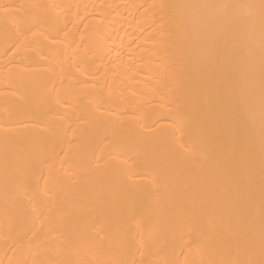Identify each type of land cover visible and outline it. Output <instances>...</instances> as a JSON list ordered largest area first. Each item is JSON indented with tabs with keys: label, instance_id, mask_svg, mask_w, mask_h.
Listing matches in <instances>:
<instances>
[{
	"label": "bare ground",
	"instance_id": "bare-ground-1",
	"mask_svg": "<svg viewBox=\"0 0 264 264\" xmlns=\"http://www.w3.org/2000/svg\"><path fill=\"white\" fill-rule=\"evenodd\" d=\"M0 264H264V0H0Z\"/></svg>",
	"mask_w": 264,
	"mask_h": 264
}]
</instances>
